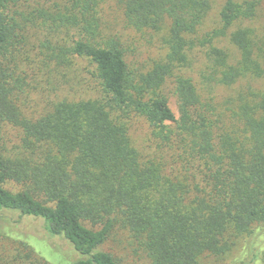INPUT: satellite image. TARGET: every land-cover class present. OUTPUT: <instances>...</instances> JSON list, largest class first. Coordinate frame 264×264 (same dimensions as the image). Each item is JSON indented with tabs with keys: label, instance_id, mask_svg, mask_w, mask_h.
Returning <instances> with one entry per match:
<instances>
[{
	"label": "trees",
	"instance_id": "trees-1",
	"mask_svg": "<svg viewBox=\"0 0 264 264\" xmlns=\"http://www.w3.org/2000/svg\"><path fill=\"white\" fill-rule=\"evenodd\" d=\"M118 4L125 29L161 38L165 55L148 69L132 68L119 39L104 32L101 0H0V211L43 219L49 236L81 256L72 264H120L98 250L117 233L148 264L224 258L239 240L264 231V87L234 90L221 103L211 96L218 87L264 80L259 2L226 0L220 24L203 36L211 0ZM34 31L60 37L47 43L40 67L69 70L87 61L95 96L62 97L26 116L20 75ZM221 39L234 55L215 46ZM197 50L202 88L184 72ZM131 117L148 124L152 155L133 147ZM5 127L18 133L10 149L1 144ZM7 182L22 188L9 191ZM23 248L9 264H49Z\"/></svg>",
	"mask_w": 264,
	"mask_h": 264
},
{
	"label": "rangeland",
	"instance_id": "rangeland-1",
	"mask_svg": "<svg viewBox=\"0 0 264 264\" xmlns=\"http://www.w3.org/2000/svg\"><path fill=\"white\" fill-rule=\"evenodd\" d=\"M225 1L211 0V11L199 30V36L218 27L220 24L219 13ZM232 1L242 2L244 0ZM257 1L259 6L256 26L264 22V0ZM99 15L104 32L119 39L132 68L148 69L154 62L163 59L165 49L160 36L153 33L138 34L125 29L118 0H101ZM59 39L60 37L50 35L46 31L30 33L28 45L25 47L30 66L28 61L25 63L27 66L23 67L26 75L18 74L24 78L22 84L24 93L21 95V103H23L22 110L28 117H38L62 97L70 100H86L95 96L97 91L98 84L93 76L94 68L87 61L78 62L69 70H55L52 65L45 69L40 67L41 61H44V54L48 50L47 43L55 46L58 45ZM215 46L227 51L230 55L235 53L227 39L217 41ZM189 59L192 65L184 72L202 88L200 72L204 68L203 52L197 50L191 54ZM172 83V80H168L164 92L170 96L173 105ZM247 87L259 91L264 87V80L250 79L249 85L243 81L235 88L230 89L218 87L214 89L211 96L215 102L221 103L229 96L234 95V90L243 91ZM202 95L204 98H208L206 90ZM174 113L178 117L176 109H174ZM128 124L129 137L133 147L142 156L152 155L155 145L152 142L148 124L139 117H131ZM17 143V131L9 127L3 128L1 132L2 146L10 149ZM4 187L12 192L22 188L12 182L5 183ZM23 245L28 246L36 257L49 264H72L81 259L79 253L67 240L48 235L43 219L20 216L17 211L13 210L0 211V264H9L15 252L26 253L28 250H24ZM134 249L135 247L130 245V239L121 233H117L98 248L99 251L111 254L120 264H148L141 252H134ZM197 264H264V231L255 232L254 240H239L224 258L204 256Z\"/></svg>",
	"mask_w": 264,
	"mask_h": 264
}]
</instances>
